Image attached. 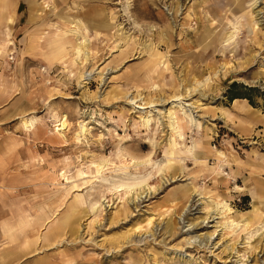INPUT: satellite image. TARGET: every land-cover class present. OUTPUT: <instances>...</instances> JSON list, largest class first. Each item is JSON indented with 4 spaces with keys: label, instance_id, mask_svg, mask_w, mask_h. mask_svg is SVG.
I'll return each instance as SVG.
<instances>
[{
    "label": "rangeland",
    "instance_id": "obj_1",
    "mask_svg": "<svg viewBox=\"0 0 264 264\" xmlns=\"http://www.w3.org/2000/svg\"><path fill=\"white\" fill-rule=\"evenodd\" d=\"M0 264H264V0H0Z\"/></svg>",
    "mask_w": 264,
    "mask_h": 264
},
{
    "label": "bare ground",
    "instance_id": "obj_2",
    "mask_svg": "<svg viewBox=\"0 0 264 264\" xmlns=\"http://www.w3.org/2000/svg\"><path fill=\"white\" fill-rule=\"evenodd\" d=\"M75 32H81L79 31V29H75ZM234 35V31H232L229 36H228V39L227 41L232 38V36ZM85 39L79 41V44H78V47L76 49V55L79 56L80 53H81V50H82V47H83V42H84ZM178 100V99H177ZM131 102L133 104H136V100L135 99H132ZM177 105V104H176ZM175 105V106H176ZM136 108H140V106H135ZM174 107V105H173ZM183 113H185V111H183ZM169 115H171V120H170V126L173 130L176 131V133H178V129H177V120H176V116L174 115V113H172L171 111L169 112ZM146 122H148L150 120V118H147L145 119ZM34 123V118H30L28 119V121H26V127H30L32 126ZM90 125H89V119H88V116H85L83 117L82 119H80L78 121V129H79V135H78V139L81 140V139H84V138H87V135L90 133ZM180 136H182L181 134H179ZM162 168L160 167L159 170H161ZM147 181V180H146ZM144 180L142 181H138V180H135L134 182H127L125 184H121L119 186H116V189L118 190V188H121L122 190L125 189L126 190V193H128L129 191L131 190H136V188L138 187H143V185L145 184ZM119 189V190H121ZM212 205H214L215 207H218L220 208V211L222 213V215H226L231 212V207L228 205L227 202L225 201H216V200H212ZM94 210V208H93ZM231 225L232 227H237L238 225L241 226L242 224L243 225H248L247 222L245 223H242L241 221H236L235 219H230L228 221L225 222V226L227 227L228 225ZM257 231V230H256Z\"/></svg>",
    "mask_w": 264,
    "mask_h": 264
},
{
    "label": "trees",
    "instance_id": "obj_3",
    "mask_svg": "<svg viewBox=\"0 0 264 264\" xmlns=\"http://www.w3.org/2000/svg\"><path fill=\"white\" fill-rule=\"evenodd\" d=\"M236 87H237V83L233 81L228 88L229 97L233 98L234 96L240 95L248 98L250 102H253L252 90L255 88V86L241 84V87L243 89L241 91L236 90Z\"/></svg>",
    "mask_w": 264,
    "mask_h": 264
}]
</instances>
